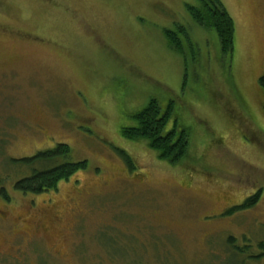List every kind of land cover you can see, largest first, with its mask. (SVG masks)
<instances>
[{
    "label": "rangeland",
    "instance_id": "obj_1",
    "mask_svg": "<svg viewBox=\"0 0 264 264\" xmlns=\"http://www.w3.org/2000/svg\"><path fill=\"white\" fill-rule=\"evenodd\" d=\"M197 1L0 0V264H264L227 245L264 239V0H222L232 56L192 19ZM178 25L184 54L164 32ZM151 98L174 103L166 130L190 131L176 165L121 135ZM59 143L87 168L15 189L28 172L9 159Z\"/></svg>",
    "mask_w": 264,
    "mask_h": 264
},
{
    "label": "trees",
    "instance_id": "obj_2",
    "mask_svg": "<svg viewBox=\"0 0 264 264\" xmlns=\"http://www.w3.org/2000/svg\"><path fill=\"white\" fill-rule=\"evenodd\" d=\"M187 8L194 22L217 33L223 53L232 56L235 48L236 25L222 0H198L196 5L187 4ZM164 32L169 46L180 54L185 53L184 40L188 44L192 43L187 26L178 25L176 29H165ZM260 85L264 95V74L260 77ZM173 111V101L163 107L158 99L151 98L144 108L132 115L134 125L121 128V135L130 140L145 141L149 148L157 151L160 159L176 165L189 151L190 131L185 127L179 128L177 124L172 129L166 130ZM117 151L130 167L134 166L130 154L122 149ZM70 155L71 147L66 143H59L54 148L38 151L33 156L10 158L9 171L17 169L28 172V175L15 180L14 188L36 194L56 190L61 181L87 168L86 160L72 161ZM1 182H3L2 176H0ZM0 196L5 200H11L8 190L3 185L0 188ZM259 196L260 192L237 207H248L256 203ZM227 245L234 254L258 259L264 257V239L257 243L258 251L255 254L251 253V245H240L238 238L233 235L228 236Z\"/></svg>",
    "mask_w": 264,
    "mask_h": 264
}]
</instances>
